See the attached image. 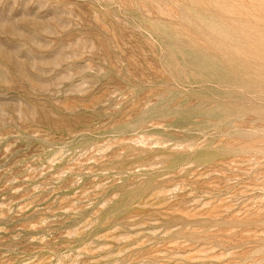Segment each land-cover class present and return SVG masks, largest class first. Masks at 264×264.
<instances>
[{
	"label": "rangeland",
	"instance_id": "1",
	"mask_svg": "<svg viewBox=\"0 0 264 264\" xmlns=\"http://www.w3.org/2000/svg\"><path fill=\"white\" fill-rule=\"evenodd\" d=\"M0 264H264V0H0Z\"/></svg>",
	"mask_w": 264,
	"mask_h": 264
},
{
	"label": "clouds",
	"instance_id": "2",
	"mask_svg": "<svg viewBox=\"0 0 264 264\" xmlns=\"http://www.w3.org/2000/svg\"><path fill=\"white\" fill-rule=\"evenodd\" d=\"M141 129L139 128H132V129H125L124 132L126 135H129V136H137L139 135ZM149 133L145 132V135H147Z\"/></svg>",
	"mask_w": 264,
	"mask_h": 264
}]
</instances>
